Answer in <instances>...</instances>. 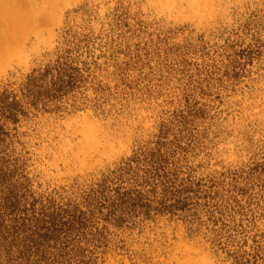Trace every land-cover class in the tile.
Segmentation results:
<instances>
[{"label":"rangeland","instance_id":"374dc122","mask_svg":"<svg viewBox=\"0 0 264 264\" xmlns=\"http://www.w3.org/2000/svg\"><path fill=\"white\" fill-rule=\"evenodd\" d=\"M3 45L0 264L59 213L88 264H264V0H0Z\"/></svg>","mask_w":264,"mask_h":264},{"label":"trees","instance_id":"16d2710c","mask_svg":"<svg viewBox=\"0 0 264 264\" xmlns=\"http://www.w3.org/2000/svg\"><path fill=\"white\" fill-rule=\"evenodd\" d=\"M13 104L9 105V118L15 117L14 111H19L17 105L12 106ZM83 218L79 217L80 222H84ZM73 223L65 220L60 213L49 220L15 219L11 232L8 228L5 230V233L8 231L10 234H3L7 264H88L90 260L84 259L87 257V249L73 243L76 239L72 236Z\"/></svg>","mask_w":264,"mask_h":264},{"label":"bare ground","instance_id":"6f19581e","mask_svg":"<svg viewBox=\"0 0 264 264\" xmlns=\"http://www.w3.org/2000/svg\"><path fill=\"white\" fill-rule=\"evenodd\" d=\"M3 46H6V47H4V48H2V49L0 48V55L3 54L2 52H6L7 49H5V48H7L8 45H3ZM10 46H11V43H10ZM10 49H11V48H10ZM15 50H16V49H15ZM16 53H17V52H16ZM12 54H13V53H12ZM5 58H6V57H4V59H5ZM2 64H3V63H2Z\"/></svg>","mask_w":264,"mask_h":264}]
</instances>
